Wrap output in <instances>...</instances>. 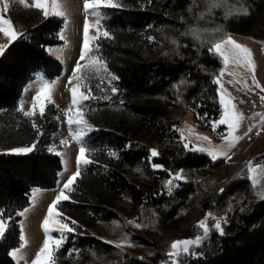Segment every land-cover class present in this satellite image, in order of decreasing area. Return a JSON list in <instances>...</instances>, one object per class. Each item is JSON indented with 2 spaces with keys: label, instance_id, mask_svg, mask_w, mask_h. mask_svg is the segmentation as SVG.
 Returning a JSON list of instances; mask_svg holds the SVG:
<instances>
[{
  "label": "trees",
  "instance_id": "trees-1",
  "mask_svg": "<svg viewBox=\"0 0 264 264\" xmlns=\"http://www.w3.org/2000/svg\"><path fill=\"white\" fill-rule=\"evenodd\" d=\"M213 2L215 7L207 10L206 5ZM141 3L147 5L144 11L121 13L116 18L119 43L110 67L119 76L124 109L102 116V123L110 130L103 131V143L93 155L94 163L78 178L84 199L73 196L82 200L74 208L90 212L87 219L83 218L91 227L99 218L119 216L117 210L129 217H147L149 226L158 227H167L194 211L202 216L226 212L224 234L213 230L196 248L195 252L202 255H187L184 259L188 264H264V199L260 198L258 188L242 175L214 182L206 167L214 171L224 159L213 161L207 153L189 151L176 131L180 123L176 109L180 106L198 108L208 117L219 116L218 86L212 80L222 62L208 49L212 39H221L231 32L264 43V0H142ZM242 8L247 9L246 15L240 11ZM15 9V21L27 23L28 28L0 60V76L5 82L0 81V187L6 188L0 192V208L12 218L6 238L0 241V264H16L9 256L10 250L21 243L22 216L16 213L30 205L34 187L56 186L63 167L60 155L49 150L59 126L56 106L50 105L43 119L39 115L25 117L18 108L24 86L37 71H45L51 77L61 73V61L49 54L48 47L63 43L64 19L45 18L38 9ZM198 12L200 15L204 12L205 17L200 16L193 23ZM195 27L220 28L215 38L205 34L201 39L200 34L193 35V30L198 33ZM172 35L179 37L177 47L152 56L148 38ZM49 60L55 65L54 71L48 68ZM33 120L40 134L33 128ZM33 143L35 148L26 154L2 151L12 145ZM154 148L159 155L151 157L150 150ZM153 164L162 165L163 169H154ZM180 170L185 174H203L198 179L180 180L169 195L166 182L170 173ZM67 205L63 210L70 213ZM145 231L151 233L150 228ZM189 233V228L185 229L184 234ZM139 237L153 244L156 252L131 257L124 264H163L168 255L161 238L156 234L152 238ZM94 240V237L87 239Z\"/></svg>",
  "mask_w": 264,
  "mask_h": 264
},
{
  "label": "rangeland",
  "instance_id": "rangeland-1",
  "mask_svg": "<svg viewBox=\"0 0 264 264\" xmlns=\"http://www.w3.org/2000/svg\"><path fill=\"white\" fill-rule=\"evenodd\" d=\"M140 1L142 2V0H116V2L121 5L120 7L115 9H103L105 13V18L102 21L103 27L109 31L114 39H102L98 41L100 44L98 55H100L103 60L107 62V67L110 73L114 74L118 78L119 76L117 73L110 67V62H112L115 58V51H117L119 43V33L117 32L120 30L116 25V18L121 13L136 12L141 10L144 11L147 5L145 3H141ZM216 1L221 2V0ZM58 2L61 5V10L65 13L64 17H62L64 19V27L61 31L63 43L49 46L48 52L53 58H57L61 61L62 71L59 75L54 77L47 75L45 71H37L33 75V78L30 79L24 86L19 99V106L22 104L24 111H31L33 97L39 92L44 83H51V98L54 103L48 104L46 110L50 105L56 106L58 109L57 120L59 122V126L53 134L50 148H54V152L62 154L60 157L63 167L59 172L56 186L51 188L34 187L31 191L30 205L24 208L28 209V211L24 216H22L20 221L21 234L23 233L28 243L24 246L21 241L18 246L20 248V252L17 258H13V256L9 255L16 264H32V261L35 259L39 249L43 246L45 236L41 225L47 214L48 206L46 205L49 201L51 204L55 196L59 193L62 184L76 171V158L80 147L74 139L73 134L69 131V126L66 122L67 117L65 112L71 106L72 100L70 91L72 85L68 84V80L72 75L73 68L79 60V55L82 50L84 21L88 20L95 24L97 17L92 15L91 12L85 13L83 7L85 0H58ZM214 3L215 2H213L212 5L211 3H208L209 5H206L207 10L213 9L215 7ZM25 4L28 5L26 8L37 9L35 7V0H25ZM18 7L24 8L25 6L14 3L13 0H9L8 8L6 10L3 9L2 4H0V14H2L5 19L11 20L14 31L22 34L27 30L28 24L15 21L13 11H15V8ZM203 13L204 12H202V15H200V13L196 15L193 19V23H195L197 18L200 16L204 18L205 16H203ZM215 14L217 13L215 12ZM195 28L202 39L205 37V34H212L213 38H215L214 35L217 31L219 32L220 27L217 29ZM89 34L95 36V28L90 29ZM227 35H230L235 41L251 50L253 60L256 64L255 75L259 83L264 85V43L253 37L238 32H231ZM20 36L21 35H18L17 39L9 44L8 37H6L3 32H0V45H9L5 50V54L8 53L9 49L17 42ZM150 37L153 39H149ZM150 37L148 39L152 46V56L166 54L169 52L170 47H177L179 44V37L174 35L167 36V38L166 36H163V39H157L153 36ZM212 40V43H214L219 39ZM173 41L176 43H173ZM93 54L95 55L97 53ZM2 57L3 56H0V60ZM80 63L83 65L86 61H80ZM47 65L51 71L56 69L55 65L51 63L50 60ZM229 67L230 70L241 74L239 77L241 81L247 79L248 84L251 85V73L246 72L243 67H237L235 65H230ZM81 75L85 78V83H89L93 86L94 95L98 97L108 95L111 97L110 100L92 99L84 102V118L93 128V130L85 137V142L86 147L91 153L89 158L93 161V155L96 153V149L103 143V131H106V129L110 130V128L105 127L102 123V116L114 115L122 111V109H124V100L122 94L120 93L118 84L119 79L112 81V86L117 89V93L113 95L110 90L101 91V89H108L107 79H105L103 83H101L98 79V75H104L103 73L97 74L94 71L82 69ZM223 80L225 88L231 96L235 98L234 102L243 113L244 119L238 130L235 132V135L244 138L236 143L234 147H229L228 142L221 138L222 135H228L227 127L220 125L216 130H213L211 127V122L218 120L221 113L216 118L208 117L205 114H201L198 108L194 107L180 106L176 109V114L180 115V123L177 128L183 130V141L184 143L188 142L189 147H211L226 151L228 156L231 157L230 160L223 158L224 162L222 165L214 171H211L208 167H206L207 169L205 171L210 172L211 179L214 182L222 183L228 178L242 175L243 177L250 178L253 184L258 188V192L262 195L264 194V127L261 126V118L264 117V101H262L260 97L264 96V92L254 88V86L251 90L245 89L242 83L230 84L228 81L234 80V77L227 74L223 77ZM0 81L5 83L2 75L0 76ZM97 85H99V87H97ZM121 101L123 102L122 104ZM38 115L39 113L37 109V114L34 117H37ZM249 128L252 129L251 133L248 132ZM72 129L73 132H75L77 130L76 125H73ZM257 131L260 132L259 135H256ZM178 134L180 136L179 132ZM197 136L208 137L209 140H200L197 139ZM61 140L67 141V144H61ZM209 141L211 142L210 144ZM27 146L31 145H12L2 151L12 154L10 153L11 149ZM154 149L157 150L156 148ZM249 161L253 162V167H257L258 170L255 173H250L248 171ZM88 166L82 168L81 172ZM202 174L203 173L201 172H193L190 174L181 173L184 177L182 180L198 179L202 177ZM174 176L175 174H172V177ZM179 181L174 180L173 183H179ZM74 187L75 190L70 194L71 200L74 202H70L71 204L67 205L65 204L67 201H64L58 206V209L66 216L76 220L79 227H77L74 234H68L66 242L59 249V251L55 252V264H124L131 257H144L146 254L155 253L156 247L153 244L149 245L144 242L139 235H148L150 238H152V234L158 235L161 238V242L164 243L166 253L170 250L169 245L173 241L194 239L198 236L204 237L203 230L198 228L197 225L199 221L205 219L206 215L202 216L199 214V211H194L183 218H177L167 227H158L154 225L149 226L150 224H148L149 220L147 217H129L124 211L117 210L119 216L107 220L99 218L95 220L94 225L91 227L85 221V218L87 219V215H89L88 213L90 212L87 213L76 207L74 208V204H76V202L82 203V200L77 201L76 198H74L75 196L79 195V199H84V197L82 198L81 189H79L78 180L76 181ZM5 189L6 188L4 187H0V192L5 191ZM65 205L68 206L70 213L63 210ZM126 206H129L128 201H126ZM227 217L228 215L226 212L223 214L211 213L206 221L207 227L210 230L207 237L213 230H216L215 225L218 222L221 224L224 231V224L227 221ZM130 221H134L136 224H141L143 227L136 228L133 223H130ZM146 228L151 229L150 234L146 233ZM187 228H189L190 233L184 234L185 229ZM35 230L38 231L40 236H35ZM52 235L57 236L58 234L53 232ZM89 237H94L97 242H95V240V243L93 241L88 242L87 239ZM207 237L203 239V242L207 239ZM105 241H109L111 243H105ZM122 242L123 246L118 247L117 245ZM128 244H131L132 246H127ZM18 247L12 248L9 254ZM70 250L77 251H73L72 255H69ZM193 251H196V249ZM184 258L185 256L180 257L179 264H188ZM163 264H173V261L167 257Z\"/></svg>",
  "mask_w": 264,
  "mask_h": 264
},
{
  "label": "snow or ice",
  "instance_id": "snow-or-ice-1",
  "mask_svg": "<svg viewBox=\"0 0 264 264\" xmlns=\"http://www.w3.org/2000/svg\"><path fill=\"white\" fill-rule=\"evenodd\" d=\"M14 3L22 4L25 7L28 5L25 4V0H13ZM0 4H2L3 9L8 8L9 0H0ZM121 5L116 2V0H85L84 2V11L85 13L91 12L92 15L97 17L95 24L91 23L88 20L84 21L83 25V45L82 50L79 55V60L76 62L72 75L68 80V84L72 85L70 88L71 91V106L66 110L65 115L67 117V124L69 126V131L73 134L74 139L80 145L79 153L76 158V171L70 175L67 180L62 184L59 193L55 196L54 200L47 208V214L42 222V229L44 232V241L43 246L39 249L38 253L35 256V259L32 261V264H55L54 254L59 251V249L63 246V244L67 240L68 234H74L76 232L77 227H79L78 222L71 217L66 216L61 210L58 209V206L62 204L64 201L74 202L71 200V193L75 190V183L81 176L82 168L90 165L93 161L89 158L90 150L86 147L85 137L87 134L93 130L92 126L88 124L86 119L84 118V107L86 101L92 99H104L110 100L111 97L108 95H104L102 97H98L93 93V86L89 83L84 82V77L81 75L82 69H87L88 71H94L97 74L103 73L104 75H98V79L101 83L107 79L108 89H101V91L110 90L113 95L117 93V89L112 86V81L118 80L119 78L114 74L110 73L107 62L103 60V58L98 55L100 50V44L98 41L102 39H114L113 36L107 31L102 24L103 19L105 18V13L103 9L110 8L115 9L120 7ZM35 7L37 9L42 10L45 18L49 16L55 17H64L65 13L61 10V5L58 0H35ZM243 14H247V9L242 8L240 10ZM95 28L96 35H90V29ZM0 32H3L6 37L9 39V44L15 41L18 35H22L14 31L13 24L11 20L5 19L2 14H0ZM193 35H198V33L193 30ZM153 39V38H149ZM173 43H176L173 41ZM9 45H0V56H4L5 50ZM208 51L216 56L221 62L222 67L219 70L218 74H216L212 80V83L217 85V96H218V104L220 106L221 115L218 120L211 122V127L213 130H216L218 126L223 125L228 129V135L223 136L222 139H225L228 142L229 147H234L236 143H238L244 137L235 135V132L238 130L241 122L244 119L243 113L240 111L238 105L234 102L235 98L231 96L228 90L225 88V83L223 77L227 74L229 76L234 77V80H229L228 83H242L245 89L251 90L254 88L259 89L261 92H264V85L260 84L255 75L256 72V64L253 60L251 50L235 41L230 35L225 34L221 39L211 44ZM97 53V54H93ZM80 61H86L85 64H81ZM230 65H235L237 67H243L246 72L251 73V85L248 84L247 79L241 81L239 77L241 74L236 71L230 70ZM99 87V85H97ZM51 83H44L39 92L33 97L32 110L24 111L23 105L21 104L18 108V111L22 112L25 117H34L38 113L41 119L44 118L45 111L48 104L54 103L51 98ZM260 99L264 101V96H261ZM123 102L121 101V104ZM259 115V114H258ZM76 125L77 130L73 132L72 126ZM33 128L37 129L38 134L39 128L37 127L35 121L32 123ZM261 126L264 127V117L261 118ZM177 132L180 133V137L184 139L183 130L177 128ZM249 133L252 132V129L249 128ZM260 132L257 131L256 135H259ZM247 135V133H246ZM197 139L200 140H209L208 137L197 136ZM61 144L66 145L67 141L61 140ZM211 142L209 141V144ZM184 147L189 151L207 153L211 157L213 161L224 158L226 160H230L231 157L228 156L226 151L215 149V148H205L199 146L189 147V143L185 142ZM35 148V143L31 146L27 147H17L10 150L12 154H26L32 152ZM50 151H54V148H50ZM57 155H62L61 153H56ZM115 155V154H112ZM159 153L157 150H150V156L156 157ZM253 162H248V171L250 173H255L258 169L257 167H253ZM152 167L154 169H163L162 165L153 164ZM139 171V169H137ZM183 170H180L172 177L170 173V178L166 182V189L169 195L172 194V191L175 187H178V183H173L174 180L179 181L184 179L181 175ZM186 182V181H185ZM223 191V190H221ZM261 199H264V194L261 195ZM28 209H24L18 211L16 215L24 216L27 213ZM211 213L206 214L205 219L198 222L197 227L203 230L204 237H196L194 239H184V240H176L173 241L169 245V251L167 253L168 257L173 261V264H179L181 256L187 255H195L200 256L202 253H197L193 251L196 248H199L203 239L207 237L209 233V229L207 227L206 221L208 216ZM12 221L10 216L5 215V211L0 209V241L6 238V232H9V224ZM115 223V222H114ZM136 228H141L143 225L136 224L134 221H130ZM215 229L220 235H223V228L221 224L218 222L215 225ZM55 232L58 235L53 236L52 233ZM19 239L23 242V245H27V240L23 233L20 235ZM105 243H111L109 241H105ZM118 247L123 246V242L117 245ZM127 246H132L128 244ZM73 251L70 250L69 255H72ZM20 252V248H16L13 250L10 255L13 258H17Z\"/></svg>",
  "mask_w": 264,
  "mask_h": 264
},
{
  "label": "bare ground",
  "instance_id": "bare-ground-1",
  "mask_svg": "<svg viewBox=\"0 0 264 264\" xmlns=\"http://www.w3.org/2000/svg\"><path fill=\"white\" fill-rule=\"evenodd\" d=\"M249 43V42H248ZM260 59V58H259ZM262 60V59H261ZM36 221V220H35ZM35 232V236H38L39 235V233H38V231H34ZM40 236V235H39ZM35 239H37V238H35ZM39 242V241H38Z\"/></svg>",
  "mask_w": 264,
  "mask_h": 264
},
{
  "label": "crops",
  "instance_id": "crops-1",
  "mask_svg": "<svg viewBox=\"0 0 264 264\" xmlns=\"http://www.w3.org/2000/svg\"><path fill=\"white\" fill-rule=\"evenodd\" d=\"M49 202H50V201H49ZM49 202L47 203V205H46V206H49V205H50V203H49Z\"/></svg>",
  "mask_w": 264,
  "mask_h": 264
}]
</instances>
